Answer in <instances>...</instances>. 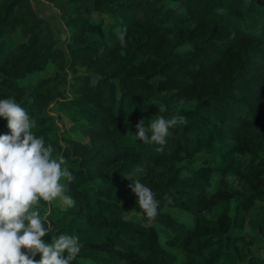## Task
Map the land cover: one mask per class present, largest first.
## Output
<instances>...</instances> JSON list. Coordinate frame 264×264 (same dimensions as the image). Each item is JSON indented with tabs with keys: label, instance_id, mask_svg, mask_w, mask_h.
Returning <instances> with one entry per match:
<instances>
[{
	"label": "trees",
	"instance_id": "1",
	"mask_svg": "<svg viewBox=\"0 0 264 264\" xmlns=\"http://www.w3.org/2000/svg\"><path fill=\"white\" fill-rule=\"evenodd\" d=\"M46 1L68 30L63 48L30 0H0V99L27 111L74 177L61 180L72 207L41 201L45 243L77 236L70 264H264L253 249L264 234V0ZM176 115L187 122L163 145L136 139L138 122ZM136 180L159 202L155 219Z\"/></svg>",
	"mask_w": 264,
	"mask_h": 264
},
{
	"label": "clouds",
	"instance_id": "2",
	"mask_svg": "<svg viewBox=\"0 0 264 264\" xmlns=\"http://www.w3.org/2000/svg\"><path fill=\"white\" fill-rule=\"evenodd\" d=\"M118 37L123 45L124 34ZM158 110L163 113L166 108L160 105ZM0 117L9 129L8 134H0V264H70L80 251L79 238L62 233L46 244L42 237L49 233L48 215L40 211L41 201L74 205L61 183L74 180L62 167L66 160L54 157L53 146H46L44 138L33 133L36 122L13 98L0 99ZM186 122L180 115L168 120L160 116L147 127L141 121L135 137L145 144L163 145L169 129ZM130 188L146 217L155 219L159 202L153 192L139 180L132 181ZM36 253L39 260L32 258Z\"/></svg>",
	"mask_w": 264,
	"mask_h": 264
},
{
	"label": "rangeland",
	"instance_id": "3",
	"mask_svg": "<svg viewBox=\"0 0 264 264\" xmlns=\"http://www.w3.org/2000/svg\"><path fill=\"white\" fill-rule=\"evenodd\" d=\"M35 11L37 12L38 16L44 18L46 21H48L49 25L51 26L57 40H58V45L60 47H65V43L69 37L68 30L65 28L64 24L62 21L59 19V11L56 9L51 3H49L46 0H30ZM100 19H102L104 22H107L108 19L106 18L105 15H100ZM70 76L67 77L69 79ZM54 114L55 121L56 123L60 126L61 129L65 128L64 126L69 125L68 121L63 120V118L58 114ZM57 206H61L62 203L60 201L56 202ZM261 224L264 226V220H260ZM250 231V227L247 224L245 228L243 229V234H246ZM262 242L259 244H256L253 249L255 252H257L260 255H264V234L261 235ZM43 240V239H42ZM45 242V239L43 240ZM82 264H96L91 260H82Z\"/></svg>",
	"mask_w": 264,
	"mask_h": 264
}]
</instances>
